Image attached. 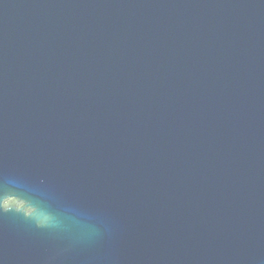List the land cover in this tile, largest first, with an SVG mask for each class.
Listing matches in <instances>:
<instances>
[{"label":"water","instance_id":"water-1","mask_svg":"<svg viewBox=\"0 0 264 264\" xmlns=\"http://www.w3.org/2000/svg\"><path fill=\"white\" fill-rule=\"evenodd\" d=\"M0 264H264V0H0Z\"/></svg>","mask_w":264,"mask_h":264}]
</instances>
